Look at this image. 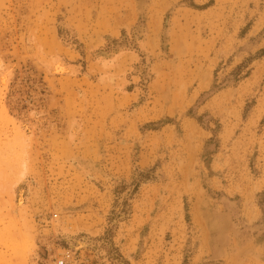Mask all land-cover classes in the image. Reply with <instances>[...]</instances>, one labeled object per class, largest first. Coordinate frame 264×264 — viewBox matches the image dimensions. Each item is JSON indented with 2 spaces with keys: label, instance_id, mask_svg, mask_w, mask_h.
I'll return each mask as SVG.
<instances>
[{
  "label": "rangeland",
  "instance_id": "374dc122",
  "mask_svg": "<svg viewBox=\"0 0 264 264\" xmlns=\"http://www.w3.org/2000/svg\"><path fill=\"white\" fill-rule=\"evenodd\" d=\"M62 260L264 264V0H0V264Z\"/></svg>",
  "mask_w": 264,
  "mask_h": 264
},
{
  "label": "bare ground",
  "instance_id": "6f19581e",
  "mask_svg": "<svg viewBox=\"0 0 264 264\" xmlns=\"http://www.w3.org/2000/svg\"><path fill=\"white\" fill-rule=\"evenodd\" d=\"M55 70L57 71V73H64L65 72V68L64 67H57V68H55ZM55 71V72H56ZM6 83V77H3L2 78V84H5ZM76 123V122H75ZM77 125H78V123H77ZM77 125H75L73 128H72V131H71V136H72V138L74 137V136H76V134L78 133V131H79V125L77 126ZM80 245H78V247H77V249L76 250H78V249H80L81 247H83V246H86V244H85V242H81V243H79Z\"/></svg>",
  "mask_w": 264,
  "mask_h": 264
},
{
  "label": "built area",
  "instance_id": "2783aa9c",
  "mask_svg": "<svg viewBox=\"0 0 264 264\" xmlns=\"http://www.w3.org/2000/svg\"><path fill=\"white\" fill-rule=\"evenodd\" d=\"M59 264H66L64 260L60 261Z\"/></svg>",
  "mask_w": 264,
  "mask_h": 264
}]
</instances>
